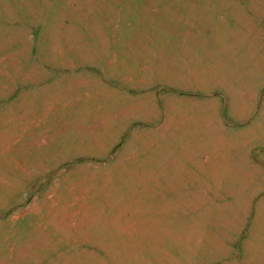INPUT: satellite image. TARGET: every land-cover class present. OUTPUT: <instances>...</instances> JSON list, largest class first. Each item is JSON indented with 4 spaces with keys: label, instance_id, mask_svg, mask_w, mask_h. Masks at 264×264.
Here are the masks:
<instances>
[{
    "label": "rangeland",
    "instance_id": "obj_1",
    "mask_svg": "<svg viewBox=\"0 0 264 264\" xmlns=\"http://www.w3.org/2000/svg\"><path fill=\"white\" fill-rule=\"evenodd\" d=\"M0 264H264V0H0Z\"/></svg>",
    "mask_w": 264,
    "mask_h": 264
}]
</instances>
